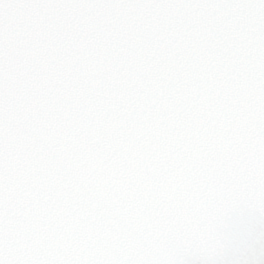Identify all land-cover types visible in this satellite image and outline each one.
I'll use <instances>...</instances> for the list:
<instances>
[{"label":"snow or ice","instance_id":"6c2138e0","mask_svg":"<svg viewBox=\"0 0 264 264\" xmlns=\"http://www.w3.org/2000/svg\"><path fill=\"white\" fill-rule=\"evenodd\" d=\"M0 264H264V0H0Z\"/></svg>","mask_w":264,"mask_h":264}]
</instances>
